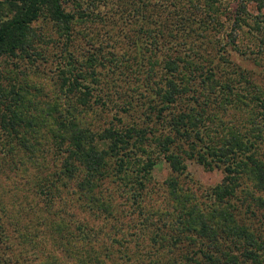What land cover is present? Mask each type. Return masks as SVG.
Masks as SVG:
<instances>
[{
	"label": "trees",
	"instance_id": "1",
	"mask_svg": "<svg viewBox=\"0 0 264 264\" xmlns=\"http://www.w3.org/2000/svg\"><path fill=\"white\" fill-rule=\"evenodd\" d=\"M233 1L237 3L236 12L229 6ZM219 2L143 0L136 9L139 17L158 13L155 23H150L152 28L143 30L135 38L127 36L124 29L122 34L128 47L121 53L109 50L105 56L102 50H93L83 56L84 61L78 59L83 64L76 65L70 42L77 15L65 7L64 0H0V59L19 56L27 57L31 64L37 61L40 51L33 44L40 38L34 22L43 14L59 36L64 35L60 46L68 56L57 67L58 92L62 95L58 101H37L26 86L13 84L12 91L4 93L0 89V141L6 146L12 143L13 150L21 151L24 163L36 164L43 144L52 157L60 155L56 170L48 171L44 177L36 176L35 185L44 196V204L53 201L60 186L73 183L80 200L105 210L107 216L109 207L103 206L94 193L99 181L109 177L130 188L132 204H137L141 212L142 194H147V181L154 166L161 159L169 163L173 174L163 181L169 204L140 220V225L147 221L155 225L152 243L166 248V254L172 256L162 264H264V239L252 225L237 219L229 202L231 196L237 195V188L249 181L251 184L245 183L240 190L245 192L241 202L250 205L252 200L264 210L261 194L264 157L260 151L264 147V94L252 78L253 70L228 61L230 66H223L217 75L214 68L203 64L202 55L195 50L198 45L183 41L178 45L186 48H181L175 43L180 31L178 26L192 28L195 24L203 31H207L208 22L223 26L217 16ZM248 2L256 5V18L264 20V0H231L226 5L230 28L225 42L220 43V51L228 44L237 47L238 31L244 16L250 14ZM256 28L260 29L261 24L256 23ZM139 29H144V21ZM167 29L169 33L164 32ZM193 32L199 33L195 28ZM263 39L260 40L264 42ZM218 56L219 64L227 62L223 54ZM105 58L108 59L105 61ZM213 60L210 59L211 63ZM123 62L131 66L123 69ZM99 65L111 73V82L106 83L108 92L116 81V68L120 77L131 74L136 81L147 84L152 93L147 105V125L119 129L112 123L99 130L88 126L82 109L92 108L91 97L104 109H108L110 98V93L98 96L92 92L95 84L86 82L88 77L95 83L102 80L96 76ZM10 92L11 96L7 94ZM250 104H254V112ZM128 106L125 103L121 110H128ZM155 128L161 130L159 135H154ZM103 141L107 142L104 147L99 145ZM109 159L113 162L112 168L107 167ZM186 159L223 172L221 182L214 187L197 186L205 201L199 200L191 188L195 179L187 170ZM153 215L156 216L154 223L150 221ZM49 225L57 234L78 240L82 245L98 236L85 223L72 228L63 216L51 219ZM3 228L0 222V234ZM183 243L186 244L184 251ZM105 251L103 256L99 249L86 254L94 264H103L110 256Z\"/></svg>",
	"mask_w": 264,
	"mask_h": 264
},
{
	"label": "rangeland",
	"instance_id": "2",
	"mask_svg": "<svg viewBox=\"0 0 264 264\" xmlns=\"http://www.w3.org/2000/svg\"><path fill=\"white\" fill-rule=\"evenodd\" d=\"M142 1L64 0L65 7L77 15L72 28L73 38L70 42L71 54L76 65L83 64L80 62L84 61L83 56L86 57L93 50H102L105 56L109 54L107 52L109 50L121 53L128 47L122 34L124 29L127 30V36L135 38L134 36L138 37V33H142L143 30L145 32V29L152 28L150 23H155L158 13L155 12L153 16L148 15L144 18L139 17L136 9L140 7ZM219 1L221 8L217 16L223 26L208 22L207 31H203V28L195 24L192 28L178 26L180 31L175 37L176 46L186 48L178 45L183 41H187L188 45H198V48L194 47L196 52L202 55L203 64L214 68L217 75L223 71V66H230L228 61L240 65L241 68L253 70L255 75H252V78L255 79L263 95L264 42L260 39L264 38V20L256 18L257 7L254 2L246 3L250 14L244 16L242 28L238 31L237 47L234 48L228 44L224 45V49L220 51V43L225 42L226 31L230 28V22L226 18V5H229L231 0ZM229 6L231 11H237L236 2H231ZM143 21L144 29L140 31ZM256 23L261 24L260 29L256 28ZM34 27L37 38H40L39 42L34 41L33 44L34 48L40 51L37 61L31 64L27 57H2L0 59V89L4 93L11 90L13 84L26 86L37 101H58L62 95L58 92L57 67L68 59L60 46L64 35L59 36L53 23L44 14L34 22ZM194 28L199 32L198 34L193 32ZM164 32L169 33V29ZM86 49L89 50L84 54ZM218 53L223 54L227 61L225 64H219L221 58ZM210 59H214V62L211 63ZM108 64L106 62L107 66ZM126 65L131 66L129 62H123L121 67L126 69ZM97 68L96 76L101 77L102 80L95 83L88 77L86 82L95 84L92 92L97 93L98 96L110 93V98L107 102L108 109H104L101 108L98 100L95 101L91 97L89 103L92 108L84 106L82 109L88 126H91L93 130H99L112 123L119 129L130 125L137 128L147 125L145 122L149 111L147 105L152 95L147 84L136 81L131 74L120 77L116 68L114 77L116 81L109 86L111 91L108 92L106 83L110 84L111 73L106 72L108 68L100 65ZM130 68L133 69L128 67V70ZM138 83L142 84L138 85ZM7 94L11 96L12 92ZM125 103H128L129 108L122 111L121 107ZM249 108L253 112L256 109L254 104H250ZM239 115L243 113L240 112ZM160 131L155 128L154 135H159ZM106 143L103 141L99 145L104 147ZM11 145L13 146L12 143L6 146L0 141V222L4 225L0 234V264H94L86 253L92 252V249H99L103 256L106 247L108 250L105 252L110 253V256L106 261L104 260L103 264H162L167 258L171 259L172 256L166 254V248L152 243L155 225L148 221L145 225L143 223L140 225L144 215H151L169 204L170 197L163 183L169 175L173 174L169 163L161 159L154 166L151 178L147 181V194H142L144 199L141 202V212L137 204H132L134 201L130 199V188L121 186L109 177L99 181L94 193L103 206L109 207L110 215L107 216L105 210L96 209L94 204L88 206L87 202L80 200L74 191L73 183H68V187L60 186L59 193L53 201L44 204V196L38 192L35 185L36 176L44 177L48 171L56 170L55 166L60 164V155L52 157L51 152L48 153L43 144L38 151V164L24 163L22 160L25 159L21 160L23 153L13 150ZM260 151L264 157L263 146ZM185 162L189 174L195 179V182L190 184L191 188L197 193L199 200L205 201L197 186L202 189L214 187L221 182L223 172L219 168L208 169L193 159H186ZM112 166L113 162L109 159L107 167L112 168ZM245 183L251 184L249 181ZM242 185L237 188V195L229 198L233 206L232 210L240 222L252 225L264 239V210L256 207L251 199L250 205H247V202H241L245 195L243 190L240 191L243 188ZM261 194L264 195V191ZM109 195L112 197L110 198ZM57 216H63L69 220L71 227L75 229L78 224L85 223L94 233L97 232V238L83 245L78 240L66 239L50 228L49 221L56 219ZM150 221L156 222V216H151ZM185 245V243L182 245L183 251ZM197 247L199 244L195 246Z\"/></svg>",
	"mask_w": 264,
	"mask_h": 264
}]
</instances>
